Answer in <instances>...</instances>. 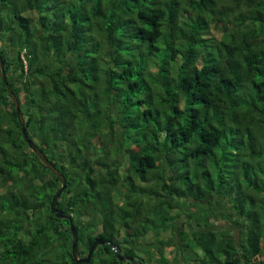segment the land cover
Masks as SVG:
<instances>
[{"label":"trees","instance_id":"obj_1","mask_svg":"<svg viewBox=\"0 0 264 264\" xmlns=\"http://www.w3.org/2000/svg\"><path fill=\"white\" fill-rule=\"evenodd\" d=\"M0 42L78 256L264 264V0H0ZM59 186L0 77V264H127Z\"/></svg>","mask_w":264,"mask_h":264},{"label":"water","instance_id":"obj_2","mask_svg":"<svg viewBox=\"0 0 264 264\" xmlns=\"http://www.w3.org/2000/svg\"><path fill=\"white\" fill-rule=\"evenodd\" d=\"M0 77L5 85L6 91L13 102L15 113L17 116V120L19 122L20 131L23 136V139L27 143L28 147L41 159V161L48 167L50 172L54 174L60 182V186L54 192V195L50 201V209L55 213V216L59 219L65 218L69 222V229L71 231L72 239H71V254L76 262L87 263L90 261L93 251L97 248L98 245L109 243L114 250L116 257L120 261H126L127 264H142L136 261L133 256L130 255H122L120 253L119 246L116 244H112L111 242H106L100 238H96L94 242L88 248V251L85 256H78V231L75 225L73 224L72 217L70 214H65L64 211L56 206L57 201L62 193V191L66 187V178L62 175V173L58 170V168L46 157L44 152L28 137L25 130V120L22 115L20 109V102L12 89L11 84L8 82L6 78V73L4 69V63L0 53ZM224 264H232L226 262Z\"/></svg>","mask_w":264,"mask_h":264},{"label":"rangeland","instance_id":"obj_3","mask_svg":"<svg viewBox=\"0 0 264 264\" xmlns=\"http://www.w3.org/2000/svg\"><path fill=\"white\" fill-rule=\"evenodd\" d=\"M1 43V42H0Z\"/></svg>","mask_w":264,"mask_h":264}]
</instances>
